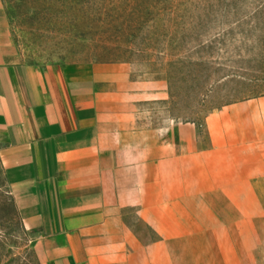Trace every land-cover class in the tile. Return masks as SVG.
<instances>
[{
  "label": "crops",
  "instance_id": "obj_1",
  "mask_svg": "<svg viewBox=\"0 0 264 264\" xmlns=\"http://www.w3.org/2000/svg\"><path fill=\"white\" fill-rule=\"evenodd\" d=\"M130 74L25 63L0 0V166L39 263L264 264V97L157 126Z\"/></svg>",
  "mask_w": 264,
  "mask_h": 264
},
{
  "label": "rangeland",
  "instance_id": "obj_2",
  "mask_svg": "<svg viewBox=\"0 0 264 264\" xmlns=\"http://www.w3.org/2000/svg\"><path fill=\"white\" fill-rule=\"evenodd\" d=\"M2 3L25 63L129 64L132 81L162 87L167 100L146 107L157 126L200 125L211 112L264 97V0ZM33 247L5 193L0 166V264H40Z\"/></svg>",
  "mask_w": 264,
  "mask_h": 264
},
{
  "label": "trees",
  "instance_id": "obj_3",
  "mask_svg": "<svg viewBox=\"0 0 264 264\" xmlns=\"http://www.w3.org/2000/svg\"><path fill=\"white\" fill-rule=\"evenodd\" d=\"M103 63H105V62H103ZM109 63H114V62L109 61Z\"/></svg>",
  "mask_w": 264,
  "mask_h": 264
}]
</instances>
